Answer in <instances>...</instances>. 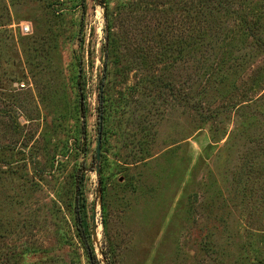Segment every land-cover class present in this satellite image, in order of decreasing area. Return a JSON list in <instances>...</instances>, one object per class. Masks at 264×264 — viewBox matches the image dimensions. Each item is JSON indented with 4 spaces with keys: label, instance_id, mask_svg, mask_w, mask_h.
<instances>
[{
    "label": "rangeland",
    "instance_id": "1",
    "mask_svg": "<svg viewBox=\"0 0 264 264\" xmlns=\"http://www.w3.org/2000/svg\"><path fill=\"white\" fill-rule=\"evenodd\" d=\"M87 5L0 0V264H91L75 212L86 161L100 264H264V0L203 23L183 0ZM186 28L202 37L180 53Z\"/></svg>",
    "mask_w": 264,
    "mask_h": 264
},
{
    "label": "trees",
    "instance_id": "2",
    "mask_svg": "<svg viewBox=\"0 0 264 264\" xmlns=\"http://www.w3.org/2000/svg\"><path fill=\"white\" fill-rule=\"evenodd\" d=\"M237 0H183V6L182 9L186 11L189 21L197 20V22L202 23L206 21L208 15L212 17H219L216 13H224L226 16L229 17V15L238 16L239 11L235 10V3ZM249 1V0H245ZM101 5L106 6V10L108 11L107 7V0H100ZM80 5L83 8V11L85 12L87 10V0H80ZM180 9V8H179ZM108 13V12H107ZM108 17V14L107 16ZM246 19V18H242ZM210 23V22H209ZM80 31L84 29V21H81L80 23ZM208 27L210 30H213V27H211L208 24ZM190 29H185L184 33L185 35L182 37L183 39V46L180 49L183 52L185 46L192 45L196 43L199 39H201V35L195 36L194 32ZM106 30V37L107 39L104 42V51L106 52L104 57H103V65H104V74L100 78L99 81V112L103 115V112L105 110V96H104V89H105V81L107 79V68L109 67V62H108V53H109V46L111 45V39L110 35L111 33L109 32L110 27L107 24L105 27ZM242 30V29H241ZM188 32V33H186ZM242 32V31H241ZM242 34H246V32H242ZM242 36V35H241ZM204 39V36H203ZM261 40V38L259 37ZM83 40V38H82ZM220 41L224 42V37L216 31L215 34L214 32L212 33V41L213 43H218ZM263 43V42H262ZM82 43H80L81 47ZM186 48V47H185ZM182 58V57H180ZM78 66L80 69L78 70V74L76 75V87H77V92L79 96V112L85 116L87 109H88V103H87V94H86V88H87V81H86V73L83 71V64L82 62H78ZM171 84H169L170 86ZM103 86V90L101 92V87ZM136 89V87L131 88ZM22 104V102H21ZM103 123H104V115H103ZM100 124V123H99ZM99 130V129H98ZM103 132V129H102ZM98 138V135H97ZM96 138V142H97ZM102 146V145H101ZM88 151H85L84 155L88 156ZM95 159L94 153H93V160ZM93 169L89 164L86 162H82L80 166L77 167V174H76V197H75V206H76V223H77V228L79 230V235L81 236L82 241L84 242V246L86 248V251L88 253V258L90 263L94 264H100V261L96 257V250H95V245L91 239V233L87 228V222H86V203H85V198H84V192H85V181H86V170ZM32 249H25L22 253L23 255L32 253ZM107 256V255H106Z\"/></svg>",
    "mask_w": 264,
    "mask_h": 264
},
{
    "label": "water",
    "instance_id": "3",
    "mask_svg": "<svg viewBox=\"0 0 264 264\" xmlns=\"http://www.w3.org/2000/svg\"><path fill=\"white\" fill-rule=\"evenodd\" d=\"M97 2H99V0H96ZM103 90V86L101 87V92ZM102 129H103V115H100V124H99V133H98V138H97V153H96V159L98 160L97 162V172H100V167H99V160H100V154H101V145H102ZM93 236L94 238L97 237V220L96 217L94 215L93 217ZM94 264V263H92Z\"/></svg>",
    "mask_w": 264,
    "mask_h": 264
},
{
    "label": "built area",
    "instance_id": "4",
    "mask_svg": "<svg viewBox=\"0 0 264 264\" xmlns=\"http://www.w3.org/2000/svg\"><path fill=\"white\" fill-rule=\"evenodd\" d=\"M22 29H23V31H30V27L25 25V24L22 26ZM21 87L25 88L26 87V83H22Z\"/></svg>",
    "mask_w": 264,
    "mask_h": 264
}]
</instances>
